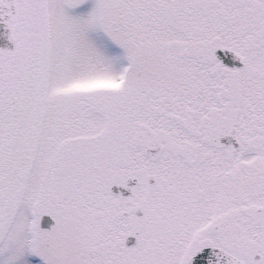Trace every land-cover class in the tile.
<instances>
[{
    "label": "snow or ice",
    "instance_id": "1",
    "mask_svg": "<svg viewBox=\"0 0 264 264\" xmlns=\"http://www.w3.org/2000/svg\"><path fill=\"white\" fill-rule=\"evenodd\" d=\"M0 264H264V0H0Z\"/></svg>",
    "mask_w": 264,
    "mask_h": 264
}]
</instances>
